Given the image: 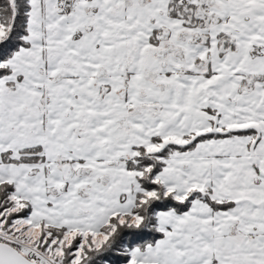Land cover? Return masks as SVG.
I'll use <instances>...</instances> for the list:
<instances>
[{
    "label": "snow or ice",
    "instance_id": "6c2138e0",
    "mask_svg": "<svg viewBox=\"0 0 264 264\" xmlns=\"http://www.w3.org/2000/svg\"><path fill=\"white\" fill-rule=\"evenodd\" d=\"M0 264H264V0H0Z\"/></svg>",
    "mask_w": 264,
    "mask_h": 264
}]
</instances>
